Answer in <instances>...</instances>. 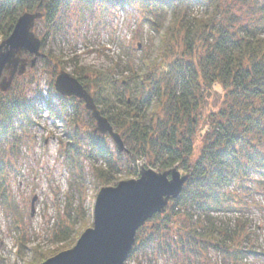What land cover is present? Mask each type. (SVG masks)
Instances as JSON below:
<instances>
[{"label":"trees","instance_id":"1","mask_svg":"<svg viewBox=\"0 0 264 264\" xmlns=\"http://www.w3.org/2000/svg\"><path fill=\"white\" fill-rule=\"evenodd\" d=\"M138 2L146 13L171 14L170 30L164 35L158 32L161 45L157 56L153 60L140 58L138 68L130 66L135 63L128 59L123 67L117 64L119 71L126 73L122 81L103 71H83L76 76L101 114L134 147L132 160L142 157L149 169L159 173L183 170L189 177L166 212L155 215L138 231L127 262L152 249L173 264H205L210 247L223 253L228 264H246L252 255L264 260V252L250 249L245 224L237 221L230 227L213 216L247 208L229 187L237 184L253 194L255 189L251 192L249 184L255 178L264 179V0H48L43 3L41 21L51 35V29L61 31L60 15L68 7L83 5L92 17L98 4ZM39 6L37 0H0V38L8 39L19 18ZM194 8L205 14L193 16ZM147 21L159 28L148 17ZM177 34L183 40L175 42ZM45 59L47 66L51 64ZM19 78L9 92H0V200L9 219L21 215L8 192L6 176L17 169L10 156L21 154L29 129L36 125L33 116L38 114L16 81ZM216 85L223 88L224 96L205 115V101ZM59 99L60 112L58 116L52 112V116L66 124L61 153L66 154L76 179L72 185L80 191V202L86 185L81 182L85 180L81 171L85 161L102 181L113 184L122 172L125 153H111L107 137L94 131L80 138L75 104L82 102ZM202 119L206 128L196 153L195 127ZM100 163L105 170L98 168ZM72 198H67L66 210L57 214L51 232L55 243H70L63 250L76 244L87 225L83 205L75 206ZM13 229L18 234L17 255L24 260L31 243L29 230L15 219ZM243 235L244 245L236 243L235 238ZM33 252L37 258L30 264H42L49 258L38 248Z\"/></svg>","mask_w":264,"mask_h":264},{"label":"rangeland","instance_id":"2","mask_svg":"<svg viewBox=\"0 0 264 264\" xmlns=\"http://www.w3.org/2000/svg\"><path fill=\"white\" fill-rule=\"evenodd\" d=\"M42 6L39 9L40 13H42ZM37 11L38 9L33 13ZM146 12L145 7L139 2L136 5L130 3L98 4L93 9L91 17V13H87L83 5H75L61 13V31L51 29V35L47 33L48 29L45 27L44 21H41L42 19L37 22L35 33L41 40H45L44 47L42 41L41 52L51 64L47 66L46 59L43 57L34 69L29 68L23 77L16 80L25 90L27 100L31 105H34L38 114L33 116L36 119V125L29 129L30 137L22 145L20 144L21 154L17 152L16 156H10L12 164L17 169L15 173L13 169L10 170L6 176L8 192L11 195L12 203H16L17 210H20L23 219H21V215L20 217L17 215L15 218L12 216L9 219L0 200V264H30L37 258L33 252L35 248H38V252H44L49 256L46 260L73 248L75 245L63 250L69 247L70 243H55L51 234L57 214L66 210L67 198L71 200L73 197L75 206L83 205L87 225L82 229V235L87 229L93 227L95 201L103 188L115 187L123 181L138 180L144 170H152L149 169L150 165L145 158L131 159L134 156L132 154L134 147L129 144L123 132H118L114 128L115 132L121 136L126 149L121 152L125 153L123 158L126 160L121 168L122 172L118 175L116 182L106 184L99 178L100 175L95 174L91 163L85 161L81 169L85 180H81V182H85L86 185L82 189L83 198L79 202L77 196L80 191L75 185H72L76 179L71 175L66 154L61 153L66 124L52 116V112L57 113L58 116L60 111V96L54 86L59 73L67 72L76 78L83 71H103L113 73L117 80L122 81L126 73L123 71L125 73L123 75L122 71L117 68V64H121L123 67L128 59L135 63L130 66L138 68L140 58L151 57L153 60L157 56L158 46L161 45L158 32L160 30L164 35L165 31L170 30L171 14ZM204 14L205 11L202 9L194 8L192 12V15L196 17H202ZM147 17L153 20L152 22L158 23L159 28L155 24L149 23ZM177 39L183 40V36L177 34L175 42ZM3 41L4 39L1 37L0 44ZM116 72L118 73L115 74ZM223 96V88L219 85L214 86L210 97H207L208 100L205 101L203 113L210 114L214 106L219 105ZM75 107V119L79 127L80 138H82L88 132L95 130L96 123L85 110L83 103H76ZM67 112L69 113V111ZM69 114L72 117L71 113ZM197 124L195 127L197 131L196 153L200 148L206 128L203 119ZM19 133H21L20 130ZM107 142L110 152L116 155L118 147L114 140L107 136ZM85 148L86 145L83 143V149L85 150ZM121 159L118 157L119 162ZM101 165L102 163L98 165V168L105 170V167H99ZM179 171L182 176H186L183 170ZM249 185L252 189L251 192H254L253 189H255V193L247 194L237 184L228 188L236 198L241 197L243 206L247 204L245 210L214 214L213 216L230 227H234L237 221H241L246 225L247 234L250 236V244H248L250 249L264 252V179L255 178V181ZM34 199L36 201L33 209ZM237 201L239 200L237 199ZM170 204L171 201L166 206L164 213ZM8 209L14 210L9 207ZM14 219L19 223L22 221L23 226L29 230L31 238L24 260H20L17 255L16 239L18 234L13 229ZM81 222L80 220L79 225ZM235 241L244 245V235L236 237ZM205 259L203 260L205 264H228L226 256L215 251L213 247L208 249ZM126 264L173 263L167 257L155 254L152 249H149L145 255H139ZM246 264H264V261L251 256Z\"/></svg>","mask_w":264,"mask_h":264},{"label":"water","instance_id":"3","mask_svg":"<svg viewBox=\"0 0 264 264\" xmlns=\"http://www.w3.org/2000/svg\"><path fill=\"white\" fill-rule=\"evenodd\" d=\"M38 1V11L23 14L11 36L0 44L2 93L11 89L16 75L25 73L28 63L34 68L39 59L45 57L41 52L42 40L35 33L37 22L44 17L39 9L45 0ZM23 55L32 59L29 61ZM4 72L8 73L7 77H3ZM54 85L58 94L84 102L86 110L96 122L95 134L109 135L120 152L126 151L121 136L101 114L94 98L79 80L67 72H61ZM188 179L177 169L166 173L144 170L138 180L103 188L95 201L93 227L80 236L73 248L42 264H126L136 246L138 231L155 215L164 213L169 202L180 196Z\"/></svg>","mask_w":264,"mask_h":264},{"label":"flooded vegetation","instance_id":"4","mask_svg":"<svg viewBox=\"0 0 264 264\" xmlns=\"http://www.w3.org/2000/svg\"><path fill=\"white\" fill-rule=\"evenodd\" d=\"M23 58H25V59H28L29 61L32 59V58H31L30 56H28V55H23ZM29 68H30V69H34L35 67H34V68H32V67H31V64H30V63H28V64H27V68H26V71H25L24 75L26 74V72L28 71V69H29ZM18 77H19V76H18V75H16V78H18Z\"/></svg>","mask_w":264,"mask_h":264}]
</instances>
